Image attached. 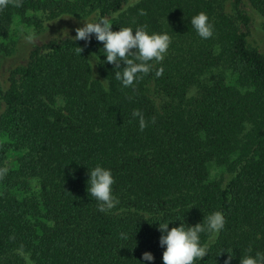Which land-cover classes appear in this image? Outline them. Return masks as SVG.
<instances>
[{"label":"trees","instance_id":"obj_1","mask_svg":"<svg viewBox=\"0 0 264 264\" xmlns=\"http://www.w3.org/2000/svg\"><path fill=\"white\" fill-rule=\"evenodd\" d=\"M200 12L214 25L209 39L191 25ZM67 16L103 17L113 31L147 25L171 43L130 87L94 34L50 38L8 69L0 264H163L159 223L194 226L216 211L225 226L200 234L208 255L193 264L264 253V51L249 41L254 25L264 31V0H23L0 11V54L12 52L13 29L42 32ZM96 166L111 171L119 199L107 213L87 190Z\"/></svg>","mask_w":264,"mask_h":264},{"label":"clouds","instance_id":"obj_2","mask_svg":"<svg viewBox=\"0 0 264 264\" xmlns=\"http://www.w3.org/2000/svg\"><path fill=\"white\" fill-rule=\"evenodd\" d=\"M9 5L19 8L23 6V0H0V11ZM141 15H146L144 10H140ZM191 25L202 39H209L214 34V25L209 22L206 13L200 12L191 18ZM147 25L137 27L135 31L128 27L113 31L109 20L100 17L96 22H84L83 27L75 29L76 35L72 37L75 41H90L94 34L97 41L103 43V50L106 55V63L115 66V79L122 82L124 87L133 86L134 81L142 78L140 74L147 75L153 69L151 61L160 63L165 58L171 43V37L167 33L149 34L145 29ZM28 42H32L33 37H25ZM80 54L83 49L77 47ZM121 62L125 65L121 69ZM94 66V65H93ZM156 76L163 74V68L156 71ZM105 84V91H108L107 79L102 81ZM133 118H139V127L143 131L147 127V122L139 110H134ZM155 123V117L152 118ZM246 127L250 128L251 125ZM8 168H0V179L7 174ZM88 192L94 197L98 204V210L107 213L119 204V199L112 194L114 178L110 170L101 166L89 170ZM225 217L222 212L216 211L203 219L202 223L188 226L181 223L179 227H172L169 230V223H159L158 230L161 232L159 244L164 248L163 264H193L196 259L202 260L208 255V245L200 243V234L207 231L218 235L225 226ZM123 239H127L121 234ZM14 238V237H13ZM252 251L251 247L248 250ZM23 255V248L18 250ZM224 264H231L233 255L230 251ZM142 259L152 261L154 257L150 252H144ZM240 264H264V253L256 252L255 256L247 255L240 259Z\"/></svg>","mask_w":264,"mask_h":264},{"label":"rangeland","instance_id":"obj_3","mask_svg":"<svg viewBox=\"0 0 264 264\" xmlns=\"http://www.w3.org/2000/svg\"><path fill=\"white\" fill-rule=\"evenodd\" d=\"M84 22H94L92 16L83 20H76L73 17H62L53 21L44 23L42 32L29 28H15L11 31L14 39L13 50L10 53L0 54V88L6 85V74L11 67L24 63L28 52L31 48L41 44L50 38L63 37L67 35H76L75 29L83 27ZM31 35L32 42H28L25 37ZM252 45L257 46L261 51H264V31L257 25H254L249 37Z\"/></svg>","mask_w":264,"mask_h":264}]
</instances>
